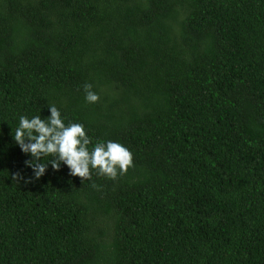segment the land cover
I'll return each mask as SVG.
<instances>
[{
	"label": "trees",
	"instance_id": "16d2710c",
	"mask_svg": "<svg viewBox=\"0 0 264 264\" xmlns=\"http://www.w3.org/2000/svg\"><path fill=\"white\" fill-rule=\"evenodd\" d=\"M49 105L131 165L26 181ZM0 264H264V0H0Z\"/></svg>",
	"mask_w": 264,
	"mask_h": 264
},
{
	"label": "clouds",
	"instance_id": "9594fccd",
	"mask_svg": "<svg viewBox=\"0 0 264 264\" xmlns=\"http://www.w3.org/2000/svg\"><path fill=\"white\" fill-rule=\"evenodd\" d=\"M85 100L88 103L98 101V95L92 91L91 85H84ZM49 115L46 119L40 116L19 117L18 127L15 129L14 140L21 151L30 157L25 166L32 170L34 178L39 180L45 175L49 165L59 170L61 164L68 169L71 177L90 178L91 170H97L99 175L114 179L117 171H126L132 163L131 153L119 143L97 142L91 149L90 138L86 134L84 125L80 123L64 122L61 111L55 105L47 107ZM54 157L48 163H43L42 157ZM19 179H25L17 174Z\"/></svg>",
	"mask_w": 264,
	"mask_h": 264
}]
</instances>
